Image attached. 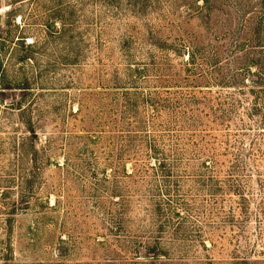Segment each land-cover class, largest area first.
I'll return each instance as SVG.
<instances>
[{"label":"rangeland","instance_id":"374dc122","mask_svg":"<svg viewBox=\"0 0 264 264\" xmlns=\"http://www.w3.org/2000/svg\"><path fill=\"white\" fill-rule=\"evenodd\" d=\"M0 264H264V0H0Z\"/></svg>","mask_w":264,"mask_h":264}]
</instances>
